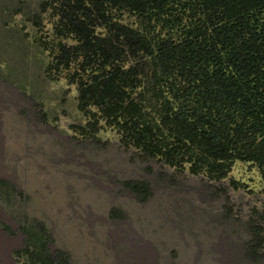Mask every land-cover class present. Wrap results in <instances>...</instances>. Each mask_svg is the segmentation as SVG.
I'll use <instances>...</instances> for the list:
<instances>
[{
    "label": "rangeland",
    "instance_id": "1",
    "mask_svg": "<svg viewBox=\"0 0 264 264\" xmlns=\"http://www.w3.org/2000/svg\"><path fill=\"white\" fill-rule=\"evenodd\" d=\"M53 6L0 0V264H24L14 253L36 219L71 264H256L246 245L249 221L264 209L258 167L236 162L210 181L124 147L78 109L69 78L77 65L51 68L44 47L60 41ZM119 17L141 26L130 13ZM128 181L146 183L150 198L141 202Z\"/></svg>",
    "mask_w": 264,
    "mask_h": 264
},
{
    "label": "trees",
    "instance_id": "2",
    "mask_svg": "<svg viewBox=\"0 0 264 264\" xmlns=\"http://www.w3.org/2000/svg\"><path fill=\"white\" fill-rule=\"evenodd\" d=\"M53 11L60 41L44 47L51 68L77 65L69 78L78 109L124 147L210 181L227 178L236 162L264 178V0H54ZM121 12L141 26L122 24ZM125 185L141 202L151 196L146 183ZM22 233L14 255L24 264H71L52 251L44 222ZM249 233L246 257L264 264V209Z\"/></svg>",
    "mask_w": 264,
    "mask_h": 264
}]
</instances>
